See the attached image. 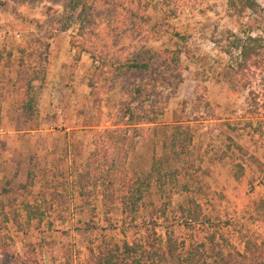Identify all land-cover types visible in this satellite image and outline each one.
Segmentation results:
<instances>
[{"label": "rangeland", "instance_id": "rangeland-1", "mask_svg": "<svg viewBox=\"0 0 264 264\" xmlns=\"http://www.w3.org/2000/svg\"><path fill=\"white\" fill-rule=\"evenodd\" d=\"M254 19L231 18L228 0H177L170 10L163 0H0V208L20 222L1 220L0 235L19 253L34 245L39 264H89L102 239L136 238L121 205L106 213L95 166L85 196L79 183L97 136L121 125L123 103L142 83L155 123L139 127L127 149L131 174L147 172L162 155L166 126L193 133L192 167L178 179L190 191L178 180L162 197L153 190L142 216L152 203L166 209L159 233L187 244L214 232L238 251L245 234L264 240V83H231V58L217 43H226L227 30L243 36ZM179 50L175 67L170 58ZM134 59L152 69L123 68ZM22 64L45 76L30 90L31 109L21 107L29 99L14 86ZM186 198L200 204L202 224H185ZM27 203L41 219H27Z\"/></svg>", "mask_w": 264, "mask_h": 264}, {"label": "trees", "instance_id": "trees-1", "mask_svg": "<svg viewBox=\"0 0 264 264\" xmlns=\"http://www.w3.org/2000/svg\"><path fill=\"white\" fill-rule=\"evenodd\" d=\"M170 10L177 0H163ZM174 11V10H173ZM165 13L169 18L171 13ZM228 13L231 18H243L247 14L255 17L247 24V33L243 36L227 30L226 43L217 42L221 50L231 58L228 77L231 83L248 88L257 80L264 83V26L263 8L258 0H228ZM166 19H163V22ZM256 30L262 34L254 35ZM167 33V32H166ZM184 41L180 34H172ZM152 50H150L151 52ZM179 52H173L171 64H180ZM155 56V54H154ZM153 55L149 60H152ZM126 70L150 71L149 62L134 59L123 66ZM122 68V69H123ZM41 71L32 65L19 66L18 77L14 86L29 99L28 104H21L24 109L33 108L35 100L31 94L34 83L43 81ZM93 87V86H92ZM144 86L138 83L129 92L127 100L122 106V123L116 129H110L97 136L95 143L97 150L90 154L85 174L81 175V195L85 196L86 186L92 178L89 170L95 166V183L97 196L101 197L106 213L111 214L117 205H121L122 213L136 225L137 236L133 241L102 239L97 246L90 249L89 264H264V240L245 234L242 237L244 249L226 248L217 237V233H210L202 243L187 244L180 241L174 232L167 230L165 237L159 233L162 220L167 219L166 209L157 208L152 203L150 214L144 218L147 200L153 190L162 197L168 185L174 184L184 173L191 169V146L193 133L190 126L172 124L166 126L162 132L160 143L162 155L154 157L150 169L140 174H131L128 168V147L134 138L139 136L140 128L146 124H154L153 113L147 111L142 97ZM153 103L151 107H154ZM139 105H142L140 108ZM264 123V122H263ZM133 132V136L131 133ZM182 191H190L187 184H181ZM90 195L89 193L87 194ZM25 211L29 221L41 219L42 213L31 203L25 204ZM260 221L264 223V201L259 204ZM186 214V225H200L202 208L194 198H186V205L182 206ZM143 219L138 224L139 219ZM5 224L13 221L19 225L16 212L6 213L0 208V221ZM0 264H39L38 253L34 245L27 246L24 253L13 249L7 241L6 235H0Z\"/></svg>", "mask_w": 264, "mask_h": 264}]
</instances>
